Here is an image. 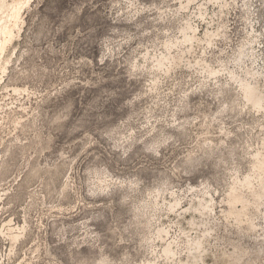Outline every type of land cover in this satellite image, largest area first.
I'll list each match as a JSON object with an SVG mask.
<instances>
[{"label": "rangeland", "instance_id": "374dc122", "mask_svg": "<svg viewBox=\"0 0 264 264\" xmlns=\"http://www.w3.org/2000/svg\"><path fill=\"white\" fill-rule=\"evenodd\" d=\"M0 264H264V0H0Z\"/></svg>", "mask_w": 264, "mask_h": 264}]
</instances>
